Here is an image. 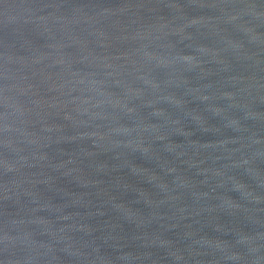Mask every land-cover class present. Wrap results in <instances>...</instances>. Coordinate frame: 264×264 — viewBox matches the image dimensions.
Segmentation results:
<instances>
[{
	"label": "water",
	"instance_id": "obj_1",
	"mask_svg": "<svg viewBox=\"0 0 264 264\" xmlns=\"http://www.w3.org/2000/svg\"><path fill=\"white\" fill-rule=\"evenodd\" d=\"M0 127L203 264H264V0H0Z\"/></svg>",
	"mask_w": 264,
	"mask_h": 264
}]
</instances>
